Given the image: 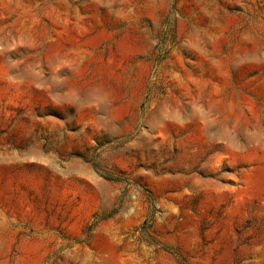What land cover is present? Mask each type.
I'll use <instances>...</instances> for the list:
<instances>
[{"label":"rangeland","instance_id":"374dc122","mask_svg":"<svg viewBox=\"0 0 264 264\" xmlns=\"http://www.w3.org/2000/svg\"><path fill=\"white\" fill-rule=\"evenodd\" d=\"M0 264H264V0H0Z\"/></svg>","mask_w":264,"mask_h":264}]
</instances>
